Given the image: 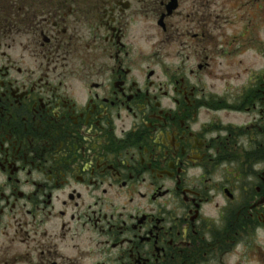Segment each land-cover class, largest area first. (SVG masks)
Masks as SVG:
<instances>
[{
	"label": "flooded vegetation",
	"instance_id": "flooded-vegetation-1",
	"mask_svg": "<svg viewBox=\"0 0 264 264\" xmlns=\"http://www.w3.org/2000/svg\"><path fill=\"white\" fill-rule=\"evenodd\" d=\"M0 264H264V0H0Z\"/></svg>",
	"mask_w": 264,
	"mask_h": 264
}]
</instances>
